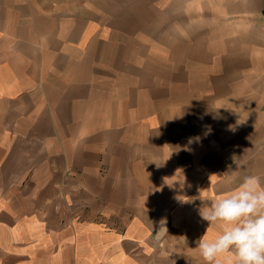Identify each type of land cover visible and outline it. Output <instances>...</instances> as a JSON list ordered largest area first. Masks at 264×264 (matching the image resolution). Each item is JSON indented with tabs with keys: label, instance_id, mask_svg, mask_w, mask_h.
Here are the masks:
<instances>
[{
	"label": "crops",
	"instance_id": "0c3cea01",
	"mask_svg": "<svg viewBox=\"0 0 264 264\" xmlns=\"http://www.w3.org/2000/svg\"><path fill=\"white\" fill-rule=\"evenodd\" d=\"M248 175L264 0H0V264H205Z\"/></svg>",
	"mask_w": 264,
	"mask_h": 264
},
{
	"label": "clouds",
	"instance_id": "9594fccd",
	"mask_svg": "<svg viewBox=\"0 0 264 264\" xmlns=\"http://www.w3.org/2000/svg\"><path fill=\"white\" fill-rule=\"evenodd\" d=\"M200 216L208 225L225 226L214 238L204 235L197 241L205 264H220L218 258L225 253L232 254L229 264H264V184L260 177L245 176L233 191L202 207Z\"/></svg>",
	"mask_w": 264,
	"mask_h": 264
}]
</instances>
